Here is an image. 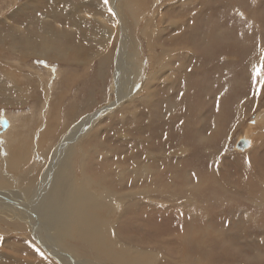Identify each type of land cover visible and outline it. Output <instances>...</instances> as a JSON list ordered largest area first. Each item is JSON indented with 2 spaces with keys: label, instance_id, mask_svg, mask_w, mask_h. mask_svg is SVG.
I'll return each instance as SVG.
<instances>
[{
  "label": "rangeland",
  "instance_id": "374dc122",
  "mask_svg": "<svg viewBox=\"0 0 264 264\" xmlns=\"http://www.w3.org/2000/svg\"><path fill=\"white\" fill-rule=\"evenodd\" d=\"M26 1L27 0H0V34L10 28L17 29V35L13 37L9 35H5V37L3 35L0 37V40L2 41L0 42V65L5 64L3 67L7 68L4 72L5 84L10 85L11 83H14L21 90V93L13 92L14 88L9 87L7 88L8 93H6V91L4 93L5 96L0 95V99L8 100V103H1L2 100H0V118H3L6 115L15 117L14 120L16 121V124L20 125L19 128L21 134L13 136V139H16L12 141L13 147L19 145L23 149H28L29 152L30 150L34 152L32 154L35 155L31 156L30 161L32 162L33 158L37 163H31L33 164V166H31L34 168L32 173H30V176L38 180L40 178V181H43L44 176L42 174V168L50 164L51 160H58V155H55L57 151L58 153L60 151L62 152V148H59L58 146L60 145L61 140H63L65 129H68L75 123H80L79 120H81V116L93 113L100 106L108 103V101H111L113 98L111 91V83L113 82V79L111 73L114 66H112L111 63V54L112 52L114 53L117 51L116 40L118 38V32L115 31L116 34L114 33V30L117 28H115L117 23L114 16L112 17L109 0H105L104 2L103 0H79L85 2L84 5L86 9L81 12L78 11L77 15H84V17L87 16V18L94 20V26L104 25L105 27V25H107L106 28L108 27L107 29L114 33V38H112L110 42H107L105 48L106 52H108V58L105 60L107 65L100 68V64L97 61L101 55V49L92 46L93 51L91 52L97 53L99 55L98 58L88 57L86 61L81 62V60L77 59V57L80 58L82 56V52L79 51L78 53H72L73 59L76 58V60L72 59L71 63L62 60L58 65L53 63V69L48 70L45 68L46 66H44L46 65L44 63H47L46 60L36 58L31 59L30 56L26 61H23L18 59L15 47L13 48L15 50L12 49L14 41L23 42L24 28L29 27V30L33 28L38 29V23H31L23 16L17 17L18 15L25 14H28L27 16L30 17V15L36 13L34 9L29 10V7H23L30 6L31 4L34 5V3H25ZM57 1L53 3V8H49V13L56 12L58 7H64L63 4L66 0H59L58 3ZM137 1L139 2L138 6L140 10L137 14L139 16L137 20L133 18V15L129 16L126 11H123L122 14H124L123 23L126 27L129 41L133 42V44H137L133 49L129 46L126 50L127 57L125 59V67L127 66V68L125 69L126 77L123 79L126 81L130 75H133L134 77L137 74L136 68L138 70H143V75L141 77L138 72L140 77L138 79L139 83L134 87L135 91L138 93L134 94V92H132L131 95L135 98L130 99L129 97L126 100H121L120 102H122V104L116 109L107 112V114H103L101 116L102 118L99 117L93 120L92 123L79 134L76 141H73L75 151L77 150L78 152V148L83 146L84 150L88 152V161H92L93 164L87 167V171H89L88 173L92 177H102L103 175L108 176V172H103L105 164L100 163L98 159L95 158L98 157V155L93 156L95 152H91L90 150H99L97 153L101 155H104V152H110L111 158H106L104 156L98 158L105 163H110V165L107 164V166L111 169L113 168L112 160L120 161V164L116 165L115 169L117 168L119 174L122 173V171H127L126 180L122 181V184L123 190H128L129 187L127 186V183L131 176L130 172L137 163L129 157V154L136 155L137 158H141L142 156L137 151L139 150V147L136 146L137 136H140L141 134L148 136L149 144H152L150 150L155 153V158L152 161L151 166L161 168L162 164H165L163 161L161 163L163 153L166 158L169 157V152L167 153L168 147L166 148L167 145L163 147L162 153L161 143L165 142L167 135H170L173 144L181 141L185 142L186 145H197L193 147L187 146V156L199 161V166L201 170H203L201 175L197 176V182L199 180L201 185H203L204 182H207V184L201 192H191L199 195V197L196 198V207L205 208V206L208 205L209 208L212 207L210 210L220 211V214L217 216L218 223H222V221L232 215L229 212L231 206H235V208L241 207V211H245L246 207H254L249 209L248 214L251 217L259 215L264 209H260L259 204H257V207L255 205L256 201L259 203L258 199H256L257 196H259L257 195L258 192H250L253 196L250 195L245 197L243 195L244 192H241L240 190L246 185L245 181L247 179H241L244 177L243 171L241 170L243 166L235 164L236 160L240 157L237 156L239 154L234 149V142L243 131L245 125L248 124V122H252V120L256 123L252 126V131L264 130V67L259 69L258 74L254 69V61L256 59L261 57L262 64H264V15L261 17V13L255 14L253 15V18H251L253 21L249 20L244 22L246 25L245 29L249 28V34L246 36L247 33L244 34L245 29H243V34L246 36L243 38L242 35H240L241 32L239 30L243 27L241 25L242 19L239 17L235 18L231 15L232 12H226L225 10L221 12L210 11V7H214L212 6L214 3L218 4L217 2L222 0H203L205 8H203L204 4L201 5V1L199 2L200 4L196 2V6L186 7V9H183L185 6H183L180 0H178L179 2H177V0ZM260 1H262V4L259 3L258 6L261 9H264V0ZM229 2L233 4L232 0H229ZM61 3L62 5H58ZM42 7L43 6L40 5L39 8ZM235 8L236 9L234 10H240V4L238 2H236ZM118 9L120 10V8ZM256 9L254 10L256 11ZM31 11H34L35 13H30ZM244 12L247 11L245 10ZM100 17H104L102 23H100ZM47 19L53 28L64 29L66 28V25H68V29H72L71 31L74 30L73 24H68L69 21L67 22L65 18H61L59 22L53 18L48 17ZM10 20L13 22H10ZM173 20L176 21V25L174 24V27L169 28L170 23ZM256 20L259 22H254ZM181 21L184 22V26L181 25ZM185 21L188 22L186 23ZM152 22H155L154 25ZM238 24H240V26ZM210 25H213V27H210ZM152 27L156 28L155 31L157 37L155 38L154 36L156 44H148L143 35H141L143 29L151 31ZM97 28H95V30ZM95 30L92 32L97 35ZM199 31H202V35H198ZM194 32H196V36H194ZM96 35L94 34V37H96ZM215 35H218V48H224L226 46L237 50V56L235 57L237 63L232 67V56L223 52H218L215 55L217 59L213 61L215 64L214 66L211 65L206 70L200 66L195 67L199 64V57L203 50L205 49L208 52L212 49L211 47L213 46L212 43L215 40ZM173 36L175 37L171 39ZM3 38L4 40H2ZM146 44L149 45V49L146 48ZM160 46L167 48L183 47L181 53H178V50H174L176 51V54H179V57L170 61L171 66L176 70L170 69L165 72L166 69H164L163 71H159L160 74H158L159 64L162 66L165 62L163 54L160 52ZM245 47L248 48V50H245V53L247 52L245 58L247 62L240 57V55H242L241 51L244 50ZM129 54L133 56L131 59ZM160 56L162 58H160ZM221 57L224 58L222 59ZM140 61L142 64H139ZM179 63H181V65H178ZM30 66L35 69H41V75L44 82L36 81L33 75L29 74L28 69ZM19 70L21 71V74ZM32 70L33 68H31V71ZM131 70H133L134 73H130ZM0 73L2 74V72ZM171 73L173 74L171 75L173 83L166 82L165 78L170 76ZM146 74L156 77L155 80L150 83L148 89L143 87ZM77 76L80 77L78 78ZM23 77H33L34 82H28V80L26 81ZM135 77L137 78V75ZM232 78L234 79L233 82ZM226 80L229 81L227 86ZM0 83L2 84V81H0ZM42 83H44L45 86H43ZM125 84H123V86H125ZM205 86L208 88L205 89ZM126 88L127 87H125V89ZM228 91L229 94H227ZM219 99L227 100L226 104H230L231 107L220 102L221 114L218 118L217 132L215 133V136L210 137V141L205 140L204 142L195 144L197 140L192 141L190 138L193 135H196V129L201 131L202 135H209V128L213 125V118L216 113L215 110L219 107ZM54 114H57V116ZM242 118H244L243 122L237 124L238 119L240 120ZM54 120H56V124L51 123ZM46 126H48V128L54 126V132L56 133L52 135L48 133L49 138L44 141L40 140L38 147H35L34 144L36 142H34V139L40 137L38 132H41ZM4 129H2L0 123V130L5 131ZM157 131L160 133L157 134ZM121 132H125L129 137L123 140L119 135ZM186 134L189 136L183 140L182 138L185 137ZM43 135H45V133ZM254 135L257 137L254 136L252 148H250L247 153H242V155L247 159H255L249 163L251 166L252 177L255 182L256 180L261 182L262 179H260L261 175L259 170L264 172V131L260 136L259 133ZM70 145L71 144H69V146ZM69 146H67V149L70 147L73 149L74 147L72 145ZM55 149L56 152L53 154V150ZM1 151L2 150H0V152ZM59 156L60 159L66 158L60 153ZM76 157L79 159L81 156L80 154H77L75 158ZM170 159V162L175 165L185 163L184 160L176 158L175 156L174 158L170 156ZM150 164L151 163H149V165ZM210 164H213L211 168ZM189 170L193 171L192 169ZM116 175L113 176L116 177ZM172 176L171 173L166 172L164 175L160 176L158 183L163 178L161 182L162 185L178 186L175 191L184 193L181 187L185 185V182H178V180ZM210 177L215 181L216 185H219V188L214 186L208 180ZM193 181L195 182L196 179H192L191 184H193ZM16 182L15 185H12L11 190H15V187L22 188L24 186V180L21 179ZM116 182L117 181H115V184ZM137 186H139V184L135 185V187ZM117 191L119 190L117 189ZM159 197L163 196L160 194L157 199ZM177 197L179 196H176V198ZM169 198V196L166 197V199ZM201 203H203V206ZM174 204L177 205V202ZM139 215L140 212L133 221H138L141 224ZM233 216L234 215L231 216L230 225L233 224V227L237 230L242 229L243 225L237 223L240 216L232 218ZM0 223V228L3 226L0 229V234L2 233L0 235V264L7 259L3 257V255L26 257L28 261L31 260L32 264H36L38 261V264H48L45 261H48V258L44 257V255L41 256L35 249L33 245L34 240L30 236L26 239V237L21 235L24 234V229L11 226L5 222ZM205 223H208V220H206ZM210 224L214 225V222ZM200 227L205 226L203 225ZM208 230L209 229L206 228V231ZM211 230H214V228ZM232 231L233 230H230V232ZM256 239H260V237H256ZM206 243L207 241L205 244ZM34 244L36 245L35 242ZM209 248L211 251H205L203 254H201L202 252L198 254L194 249L192 255L197 257L202 256L201 259H203L206 264H209L210 261L215 262V258L219 260L225 258V264H227L226 260H229L230 255L228 250L223 252L222 247L216 242H212ZM237 249L243 251L241 248ZM23 250L24 255L21 254ZM22 260L24 259L21 257H19L18 260L12 259L10 264H25ZM158 262L157 264H169V262ZM181 262L182 260L177 258V263L183 264ZM256 263V260L251 259L248 264ZM233 264H240V262Z\"/></svg>",
  "mask_w": 264,
  "mask_h": 264
},
{
  "label": "bare ground",
  "instance_id": "6f19581e",
  "mask_svg": "<svg viewBox=\"0 0 264 264\" xmlns=\"http://www.w3.org/2000/svg\"><path fill=\"white\" fill-rule=\"evenodd\" d=\"M55 1L57 0H27L25 2L34 3V5L31 4L30 6H34L35 8L30 6L23 7H29V10L34 9L36 13L31 11L30 13L35 14L30 15V17L27 16L28 14L18 15L17 17L23 16L31 23H38V29L33 28L29 30V27L24 28L23 42L14 41L12 49L15 47L18 59L23 61H26L30 56L31 59L36 58L46 60L47 63H44L46 65H43L46 66V69L50 70L53 69V63L58 65L62 60L71 63L73 59L72 53L75 52H82V56L80 58L77 57L81 62L86 61L88 57L98 58L99 55L97 53H92L91 51H93L92 46L95 48L99 47L101 49V55L97 62L100 64V68H102L107 65L105 63V60L108 58V52H106L105 49L106 44L114 38L113 36L116 31L118 32V38L116 40L117 51L114 53L112 52L111 54V63L112 66H114L111 73L113 79V82L111 83L113 98L111 101H108V103L100 106L97 110L94 109L95 111L93 113L81 116V120H79L80 123H75L73 126L65 129L63 140L59 138L61 142L58 147L62 148V152L60 151L59 153L66 158L60 159L58 151L56 152V149L53 150V154L56 152L55 155H58V160H51L50 164L46 165L44 168L41 167L43 169V181H40V178L38 180L30 176V173H32L34 168L31 163H37L33 158L32 162L30 161L31 156L35 155L32 154L34 152H32V150L29 152L28 149H23L19 145L13 147L12 141L16 140L13 139V136L21 134L19 128L20 125L16 124L14 116H4L8 125L4 129L5 131L0 130V150H2L0 152V222H5L11 226L24 229V234L21 235L26 237V239L30 236L34 240L36 245L33 241L32 242L35 249L41 256L44 255V257L48 258L49 262L45 260L48 264H157L158 261L169 262V264H178L177 258L181 259V263L183 264H206V262L201 259L202 256L197 257L192 254L194 249L198 254L201 252V254H203L205 251L210 252L211 249L209 246L212 242H216L221 246L223 252L228 250L230 255L229 260H226L227 264H233L236 262H240V264H248L251 259L256 260V264H264V237H262L264 236V210H262L259 215L251 217L248 212L250 208L254 207H246L245 211H241V207L235 208V206H231L229 212L234 215L232 218L240 216L241 219L238 218L237 223L243 225L242 229L237 230L233 227V224L230 225L232 215L222 221V223H218L217 216L220 214V211L210 210L212 207L209 208L208 205H206L205 208L195 206L196 198L199 197V195L191 192H201L207 184V182H204L203 185H201L199 180L197 182V176L201 175L203 170H201L199 166V161L187 156V146L193 147L197 145H186L185 142L181 141H176L177 143L173 144L170 135H167L165 142H162L161 144L162 153L163 147L167 145L166 148L168 147L167 153L169 152V157L166 158L163 153L161 163L163 161L165 164H162V167L158 168L157 166H151L152 161L155 158V153L150 150L152 144H149L148 136L142 134L137 136L136 146L139 147V150L137 151L142 156L141 158H137L136 155L129 154V157L137 163L131 172L129 170L131 176L127 183V186L129 187L128 190H123L122 184V181L126 180L127 171H122V173L119 174L117 168L115 169L116 165L120 164V161L112 160L113 168L111 169L107 166V164L110 165V163H105L101 159L99 160L98 157L100 156L111 158V153L108 151L104 152V155H101L97 153L99 150H90L91 152H95L93 156L98 155V157L95 158H97L100 163L105 164L103 172H108V176L103 175L102 177H92L88 173L89 171H87V167L91 166L93 162L88 161L89 155L88 152L84 150L83 146L78 148V152L77 150L75 151L73 141H76L79 134L84 131L93 120L101 117L103 114H107V112H110L113 109H116L122 104V102H120L121 100H126L129 97L130 99L135 98L132 97V92H134V94L138 93L135 91L134 87L139 83L138 79L143 75V70L140 68V70H138L136 68L137 78L135 77L136 75L134 77L133 75H130L126 81L123 79L126 77L125 69L127 68V66L125 67V59L127 57L126 50L129 46L133 49L137 44H133V42L129 41L128 33L123 23L124 14L122 13L123 11H126L129 16L133 15V18L137 20L139 17L137 14L140 12L138 6L139 2L137 0H109L112 17L114 16L117 23L115 26V28H117L114 30V33H112L107 29L108 27L106 28L107 25H105V27L104 25L94 26V20L87 18V16L84 17V15H77L78 11L81 12L86 9L84 5L85 2L79 0H66L63 4L64 7H58L57 11L55 9L56 12L49 13V8L52 7ZM104 1L105 0H103V2ZM201 1V5H203V0H180L183 6H185L184 8L182 7L183 9H186V7H194L196 6V2L199 3ZM177 2L179 1L177 0ZM236 2L240 4V10H234L236 9ZM217 3L218 4L214 3V5L211 4L214 7H210V11L221 12L225 10L226 12H232L231 15L235 18L239 17L242 19L241 25L243 27L239 30L241 32L240 35H242L243 38L249 34V28L245 29L246 25L244 22L249 20L253 21L251 18H253V15L255 14L261 13V17L264 15V9H261L258 6L259 3L262 4V1L260 0H232L233 4H231L229 0H222ZM40 5L43 7L39 8ZM58 5H62V3ZM118 8H120V10ZM203 8H205V4ZM241 9L244 11L246 10L247 12H244ZM254 9H256V11ZM98 13L100 14L99 11ZM48 17L53 18L58 22L61 18H65L67 22L69 21L68 24H73L74 30L71 31L72 29H68V25H66V28L64 29L53 28L48 22ZM103 18L104 17H100V23L103 22ZM10 22L13 21L10 20ZM175 22L176 21L173 20L170 23L169 28L174 27ZM254 22H257V20ZM180 23L182 26L185 25L182 21ZM238 25L240 26V24ZM210 27H213V25H210ZM95 28L97 29L95 30ZM243 29H245V32ZM94 30L97 32V35L92 32ZM155 30V27H152L151 31H146V29L142 30L141 35H143L148 44L155 43L154 36L155 38L157 37ZM243 32L244 34L247 33V35L245 36ZM94 34L96 37H94ZM3 35L4 37L5 35L13 37L17 35V29H7L4 33L0 34V37ZM198 35H202V31H199ZM175 36L171 37V39ZM194 36H196V32H194ZM217 37L218 35H215V40L212 43L213 46L211 45L212 49L210 51L207 52L205 49V51L203 50L204 53L202 52L199 57V64L195 67L200 66L206 70L211 65L214 66L215 64L213 61L217 59L215 55L218 52H223L232 56V67L237 63V59H235L237 56V50L226 46L224 48H218ZM2 40H4V38ZM0 42L2 41L0 40ZM148 44H146L147 49H149ZM181 49H183V47L167 48L160 46V52L163 54L165 62L162 66L159 64L158 74H160L159 71H163L164 69H166L165 72L170 69L176 70L171 66L170 61L179 57V54H176V51L178 50V53H181ZM245 50H248V48L245 47V49L241 51L242 55H240V57L247 62L245 59L247 52L245 53ZM129 57L131 59L133 56L129 54ZM160 58L162 57L160 56ZM74 59L76 60V58ZM140 62L139 64H142V62ZM1 65L0 67L2 68H0V72H2V74L0 73V81H2V84L0 83V95L3 96L5 91L8 93L7 88L9 87L14 88L13 92L21 93L20 88L16 84H5L4 72L7 68L3 67L5 64ZM178 65H181V63ZM261 65L262 61L260 57L254 61V69L256 71L261 69ZM31 68H33L32 71ZM28 70L29 74H32L36 81L44 82L41 75V69H35L30 66ZM19 72L21 74L20 70ZM131 72L134 73L133 70H131L130 73ZM138 72L140 73V77ZM171 75L173 74L171 73L170 76L165 78L166 82L173 83ZM152 76H149V74L145 75L143 83L144 88L148 89L150 83L155 80L156 77ZM33 77L23 78L26 81L28 80V82H31L34 80ZM233 80L234 79L232 78V82ZM42 84L45 86L44 83ZM123 84H125V86H123ZM228 84L229 81L226 80V86ZM125 87L127 88L125 89ZM207 88L208 87L205 86V89ZM227 94H229V91ZM6 102L8 103L7 99L1 101V103ZM220 102L225 105L227 100H218L219 107L215 110V116L213 115V125L210 124L209 135H202L201 131L196 129V135H193L190 138L192 141L197 140V143L195 142V144L204 142L205 140L210 141V137L215 136V133L217 132L218 118L221 114ZM228 105L231 107L230 104ZM55 116H57V114ZM243 119L244 118L240 120L238 119L237 124L242 123ZM54 121L50 122L56 124V120ZM254 124L256 123L253 122V120L252 122H248L241 134L235 140L234 149L239 154L237 156L240 158L234 162L236 165L239 164L243 166L241 170L243 171L244 177L241 179H247L245 181L246 185L240 189L241 192H244L243 195L245 197L250 195L253 196L250 192H258L257 195L259 196H257L256 199H258L259 203H257V201L254 203L256 207L257 204H259L260 209H264V172L259 170L261 175L260 179H262V181L259 182L256 180L255 182L252 177L251 166L249 165V163L255 159H247L242 155V153H247L248 150L252 148L254 136H256L254 134L259 133L260 136L264 131H252V126ZM54 130V126L52 128L46 126L45 129L38 132L40 137L34 139V142H36L34 144L35 147H38L40 140L44 141L49 138L48 133L50 135L56 133ZM44 133L45 135H43ZM158 133L160 132L157 131V134ZM119 135L123 140L129 137L125 132H121ZM188 136L189 135L186 134L185 137L181 138L184 140ZM237 142H243L245 145L243 148H238L236 145ZM69 144L74 146L73 149ZM67 146L70 148L67 149ZM77 154H80L81 156L79 159L78 157L75 158ZM173 154L176 158L184 160L185 163H180L179 165L171 163L170 156L174 158ZM149 163L151 164L149 165ZM171 164L173 165L170 166ZM212 166L213 164H210V168ZM189 169H192L193 171H190ZM166 172L171 173L173 175L172 177L177 179L178 182H185V185L181 187L184 193L175 191L178 186L162 185L161 182L163 178L158 183L160 176L164 175ZM113 175H116V177ZM21 179L24 180V186L22 188L15 187V190H11L12 185H15L17 183L16 181ZM192 179H196L195 182L193 181V184H191ZM208 180L214 186L219 188V185H216L211 177ZM115 181H117L116 184ZM136 184H139V186L135 187ZM117 189L119 191H117ZM160 194L164 198L159 197L157 199ZM167 196L170 198L166 199ZM176 196L179 197L176 198ZM175 202H177V205L174 204ZM201 204L203 206V203ZM139 212V219L141 224L144 225H141L138 221H133ZM206 220H208V223H205ZM212 222H214V225L210 224ZM202 224L209 230L206 231L205 227H200L203 226ZM212 228H214V230H211ZM230 230L233 231L230 232ZM256 237H260V239H256ZM206 241L207 243L205 244ZM237 248H241L243 251H239ZM21 254L24 255V250ZM3 257L7 259L2 261L1 264H10L12 259L18 260L19 257L24 259L22 261L25 264H32L31 260L28 261L26 257L22 256L13 257L3 255ZM222 260L215 258V262L210 261L209 264H225V258H222ZM38 263L39 261L36 262V264Z\"/></svg>",
  "mask_w": 264,
  "mask_h": 264
},
{
  "label": "water",
  "instance_id": "95a60500",
  "mask_svg": "<svg viewBox=\"0 0 264 264\" xmlns=\"http://www.w3.org/2000/svg\"><path fill=\"white\" fill-rule=\"evenodd\" d=\"M0 123H1L2 129H4L7 126V121L5 118H0ZM236 145L238 148H243L245 144L243 142H238Z\"/></svg>",
  "mask_w": 264,
  "mask_h": 264
},
{
  "label": "snow or ice",
  "instance_id": "6c2138e0",
  "mask_svg": "<svg viewBox=\"0 0 264 264\" xmlns=\"http://www.w3.org/2000/svg\"><path fill=\"white\" fill-rule=\"evenodd\" d=\"M261 67H264V64L261 65ZM259 70H257V74H258Z\"/></svg>",
  "mask_w": 264,
  "mask_h": 264
}]
</instances>
